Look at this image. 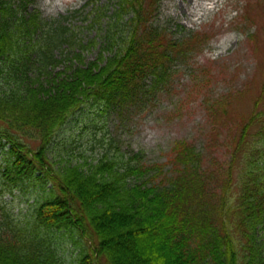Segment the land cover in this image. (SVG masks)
Masks as SVG:
<instances>
[{
  "label": "trees",
  "instance_id": "trees-1",
  "mask_svg": "<svg viewBox=\"0 0 264 264\" xmlns=\"http://www.w3.org/2000/svg\"><path fill=\"white\" fill-rule=\"evenodd\" d=\"M26 3L0 0V195L30 178L50 186L22 218L0 200V264H101L100 259L131 264L123 261L126 256L135 264H264L263 88L230 139L219 171L214 168L218 158L207 159V149L182 138L172 145L168 167V159L135 164L130 157L106 153L94 161L54 166L49 148L82 104L122 106L139 91L144 71L164 67L171 53H185L192 43L161 40L145 26L153 0L147 6V0H117L111 13L107 0L88 24L103 32L96 59L61 77L68 72L54 73L63 59L56 49L62 53L64 44L89 49L97 40L76 39L62 18L45 20L34 10L26 14ZM105 52L113 54L99 64ZM29 59L37 75L23 88ZM74 230L93 249L81 246L67 261L62 237L68 233L75 244ZM152 240L154 256L142 245Z\"/></svg>",
  "mask_w": 264,
  "mask_h": 264
},
{
  "label": "rangeland",
  "instance_id": "rangeland-1",
  "mask_svg": "<svg viewBox=\"0 0 264 264\" xmlns=\"http://www.w3.org/2000/svg\"><path fill=\"white\" fill-rule=\"evenodd\" d=\"M116 1L108 0V13L113 11ZM153 1L155 9L146 18L149 21L145 20V26L151 25L149 29L155 30L161 40L187 38L192 44L185 53H171L164 67L156 65L154 70L160 73L152 69L144 71L139 91L122 106L112 104L105 109L96 108V103L90 101L82 104L61 126L57 142L49 148L47 156L54 166L63 165L65 160L94 161L105 153L117 159L130 157L135 164L163 163L169 160L173 143L182 138L194 143L198 150L207 149L204 154L207 159L218 158L215 169L219 171L224 167L230 139L247 119L261 88L264 90V0ZM12 2L18 6L21 0ZM106 2L27 0L26 14L34 10L45 20L62 18V23L71 27L76 39L82 38V42L97 40L89 49L64 44L60 53L57 48L56 57L63 59L53 69L54 73L64 69L68 73L61 77H69L76 67L96 59L101 46L98 40L103 32L88 24L94 12ZM150 2L147 0L146 6ZM103 25H106V18ZM36 35L31 37L32 42ZM141 40L139 33V42ZM144 47L142 45L140 50H146ZM76 53L81 54L83 63ZM111 53L105 52L99 64ZM34 64L30 59L27 61V83L23 88L35 82H30L37 75ZM3 154L0 147V182ZM210 162L212 164V160ZM169 165L170 160L165 166ZM49 186V183L43 186L30 178L13 192L1 194L0 200L6 202L14 215L22 218L28 216ZM73 232L75 244L66 233L60 246L67 261L80 252L81 246L93 249L90 240ZM61 234L58 233V240ZM154 244L152 240L142 245L154 256ZM100 260L101 264H107L104 259ZM123 261L135 264L127 256Z\"/></svg>",
  "mask_w": 264,
  "mask_h": 264
}]
</instances>
